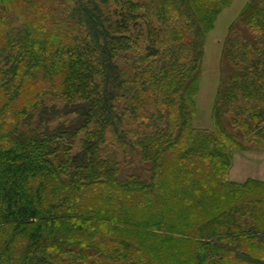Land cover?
I'll return each mask as SVG.
<instances>
[{
	"label": "trees",
	"instance_id": "obj_1",
	"mask_svg": "<svg viewBox=\"0 0 264 264\" xmlns=\"http://www.w3.org/2000/svg\"><path fill=\"white\" fill-rule=\"evenodd\" d=\"M73 1L0 0V264H264V182L226 177L264 138V0L228 28L212 129L192 96L231 0ZM140 108L153 131H119Z\"/></svg>",
	"mask_w": 264,
	"mask_h": 264
},
{
	"label": "crops",
	"instance_id": "obj_2",
	"mask_svg": "<svg viewBox=\"0 0 264 264\" xmlns=\"http://www.w3.org/2000/svg\"><path fill=\"white\" fill-rule=\"evenodd\" d=\"M238 0H231L230 4L221 9L217 15L213 27L205 35L204 45V60L214 64L211 66L210 72L207 71L201 75L199 90L197 91L194 100L196 99L197 113L194 117L195 127H211L210 112L213 106L214 97L216 94L219 82V57L220 46L223 44L224 37L228 31L230 23L236 18L247 0H241L238 9H234V5ZM215 42L218 51L215 54L212 50V43ZM209 45V46H208ZM211 47V48H210ZM205 57L207 59H205ZM209 60V61H208ZM210 64V63H209ZM204 66V65H203ZM205 109V114L203 113ZM231 162L227 171V178L234 183H243L246 180L252 179L264 182V146H255L253 149H237L231 155Z\"/></svg>",
	"mask_w": 264,
	"mask_h": 264
},
{
	"label": "rangeland",
	"instance_id": "obj_3",
	"mask_svg": "<svg viewBox=\"0 0 264 264\" xmlns=\"http://www.w3.org/2000/svg\"><path fill=\"white\" fill-rule=\"evenodd\" d=\"M60 2H61V5H62V7H59L57 10H56V5H55V16H53V17H51V19H52V21L53 22H58V16H60V17H62V18H65V15H64V12L63 11H65V7L66 6H68V7H72L74 4H73V0H59ZM18 6L16 5L14 8L16 9ZM109 9H114V6L113 5H111L110 7H109ZM61 12H63L62 14H61ZM15 13H13V18H14V15ZM152 20H154L155 21V18L154 17H152L151 18ZM10 23H12L11 24V27L14 29V33H16L19 29H20V26H21V21H19V20H16V19H14L12 22H10ZM214 24V23H213ZM231 24V23H230ZM230 26V25H229ZM1 30V29H0ZM82 29L81 28H79V31L77 32V33H80V34H82ZM227 33H228V31H227ZM227 33H226V35H225V37H224V40H225V38H226V36H227ZM17 34H18V32H17ZM0 38H2V33H1V31H0ZM224 40H223V43H224ZM141 44H142V47H144V45H145V41H144V39L142 38V42H141ZM204 45H205V39H204ZM221 48H220V59H219V71H220V63H221V56H222V48H223V44H222V46H220ZM205 59H207L206 57H205ZM203 60H204V53H203V57H202V60H201V69H200V72H199V77H198V80H197V89H196V92H195V94L192 96V99H193V104H194V112H193V115H192V118H191V125L193 126V127H195L194 126V124H193V122H194V117H195V115H196V113H197V108H196V99L194 100V97H195V95H196V93H197V91L199 90V85H200V80L202 79L201 78V75L203 76L205 73H207V71L208 72H210V70H211V66H212V64H214V60H213V63L212 62H210V64L205 60V62L203 63ZM209 61V60H208ZM212 63V64H211ZM204 65V66H203ZM220 76V75H219ZM219 79H220V77H219ZM45 81V80H44ZM45 83V82H44ZM44 83H36V86L37 87H41L42 88V86H43V84ZM218 85H219V82H218ZM45 86H47V83L45 84ZM217 88H218V86H217ZM217 91V90H216ZM42 100L45 102V103H47V104H49L52 100H51V96H50V94L48 93V94H44L43 96H42ZM213 103H214V101H213ZM212 110V109H211ZM137 113H138V115L139 116H141V117H143V118H139V119H136L135 117H131L130 116V114H129V112H125V119H126V122H125V119H124V121H123V123H122V125H120L119 126V131H121V129H125V128H127V131H130V129H132V130H137V131H139L140 133H148V132H152L153 131V125H152V121H153V119L152 118H150V114L147 112V111H145V108H140V109H138L137 110ZM203 113L205 114V109H204V111H203ZM70 116H62V117H58V118H56L55 120H54V122L53 123H56V122H58V121H61V120H65V119H68ZM210 120H211V112H210ZM195 123V122H194ZM211 124H212V120H211ZM198 128H207V127H198ZM208 129H212V126L211 127H209ZM108 141H111V138L108 136ZM259 145H262V146H264V138L263 139H261V140H259V142L257 143V142H252L249 146H247L248 147V149L250 148V149H253V148H255V146L257 147V146H259ZM117 149H118V147H117ZM120 149V148H119ZM234 150H237V148H235V149H233L232 151H231V154L230 155H232V153H233V151ZM119 155H120V158H122V156H121V153H119ZM136 156V155H135ZM130 160V159H129ZM231 160H232V158L230 159V162H231ZM131 161V160H130ZM135 161V160H134ZM136 163H132L131 165H135ZM129 166L130 165H124L123 167H122V170L120 171V173H119V176H120V178H123V177H125L129 172H130V168H129ZM228 168H229V166H228ZM228 168H227V170H226V177H227V171H228ZM125 169H127V170H125ZM259 184H252L251 186L253 187V188H258L259 186H258ZM261 185H264V184H261ZM241 203L242 202H240L238 205H241ZM237 208L238 209H241L239 206H237ZM247 209L248 208H244L243 210H241L242 212H247ZM257 215H258V217H259V219H262V221H264V203H261V204H259V210H258V213H257ZM247 217H249V215L247 214V213H245V217L244 218H247ZM244 247V246H243ZM259 247H262V245L261 244H259ZM261 249V251H262V248H260ZM256 253V252H255ZM263 255H264V253H263ZM109 256V255H108ZM130 259V258H129ZM114 261H116V262H122L123 261V259L121 258H118V259H116V260H114ZM107 264H117V263H111V262H107Z\"/></svg>",
	"mask_w": 264,
	"mask_h": 264
},
{
	"label": "bare ground",
	"instance_id": "obj_4",
	"mask_svg": "<svg viewBox=\"0 0 264 264\" xmlns=\"http://www.w3.org/2000/svg\"><path fill=\"white\" fill-rule=\"evenodd\" d=\"M240 1L241 0H238L237 1V4L236 5H234V9H238V5H239V3H240ZM239 2V3H238ZM209 46V45H208ZM212 50H213V52H212V54L214 53L215 54V57H216V54H217V51H218V47H217V44L215 43V42H213L212 43ZM211 48V47H210ZM213 57L211 56V59H212ZM211 59H210V61H209V63L211 62ZM212 64V63H211ZM213 65V64H212Z\"/></svg>",
	"mask_w": 264,
	"mask_h": 264
}]
</instances>
